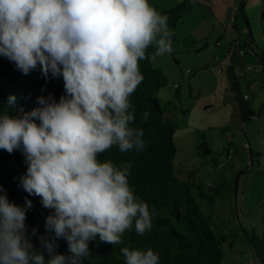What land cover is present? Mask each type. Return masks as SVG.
<instances>
[{
    "label": "clouds",
    "instance_id": "clouds-1",
    "mask_svg": "<svg viewBox=\"0 0 264 264\" xmlns=\"http://www.w3.org/2000/svg\"><path fill=\"white\" fill-rule=\"evenodd\" d=\"M167 20L148 0H0V56L25 75L39 68L46 81L62 78L65 93L38 96L27 113L0 114V150L21 151L20 187L50 210L44 227L52 234L38 237L46 261L33 244L37 227L26 224L31 201L16 205L0 186V264H83L97 239L117 245L133 228L140 236L152 229L155 208L128 182L132 162L99 157L146 148L130 97L149 47L152 59L173 50ZM15 101L9 95L7 104ZM59 239L68 254L56 252ZM120 252L125 264H160L151 248Z\"/></svg>",
    "mask_w": 264,
    "mask_h": 264
},
{
    "label": "rangeland",
    "instance_id": "rangeland-1",
    "mask_svg": "<svg viewBox=\"0 0 264 264\" xmlns=\"http://www.w3.org/2000/svg\"><path fill=\"white\" fill-rule=\"evenodd\" d=\"M181 1L148 0L157 12ZM234 1L194 0L176 25L168 27L172 52L151 62L166 78L155 96L174 124V170L186 178L196 169L192 193L201 212L227 235L222 262L259 264L249 236L264 230V111L260 107L264 79L257 58L259 52L264 56V0H238L243 12L236 11ZM234 18L239 30L236 38L245 50L244 65L256 69H245L246 78L238 77L241 92H247L248 85L252 92L254 113L243 121L228 80L231 41L224 37L215 48L210 30L212 25H225L233 39L230 20ZM249 33L252 49L246 44Z\"/></svg>",
    "mask_w": 264,
    "mask_h": 264
},
{
    "label": "trees",
    "instance_id": "trees-1",
    "mask_svg": "<svg viewBox=\"0 0 264 264\" xmlns=\"http://www.w3.org/2000/svg\"><path fill=\"white\" fill-rule=\"evenodd\" d=\"M193 3L194 0H182L159 13L168 17L167 25L172 28ZM244 18L246 19L245 16ZM252 42V35L249 33L246 44L251 49ZM153 52L154 48L149 47V59L140 61L143 81L130 97L135 107V126L144 130L145 150L122 154L113 147L99 157L102 161L111 160L117 166L122 161L132 162L128 182L133 187L134 194L147 203L150 211L155 208L152 229L140 236L133 228L124 233L123 242L117 245L101 243L97 239L94 244L89 245L90 254L83 264H125V258L120 252L122 247L140 250L151 248L159 254L160 264H225L222 262V243L227 235L217 223L201 212L192 193L196 169H191L186 178L179 177L174 170V124L164 114L155 96L156 91L166 83V78L159 68L152 65ZM257 58L264 78V56L259 52ZM235 68L231 64L227 66L228 80L238 104L239 117L244 120L254 112L250 107V97L243 98L244 92H241L238 82L240 72H236ZM48 94L59 101L65 94L62 78H52L49 75L46 81L39 68L25 75L16 69L13 62L0 56V114L7 112L16 116L30 112L38 106L37 97ZM9 95L15 96L14 105L7 104ZM260 107L264 111V101ZM145 111L151 113L146 122L141 119ZM203 144L206 145L205 142ZM25 172L26 165L21 151L9 154L0 150V186L8 199L16 205L23 206L25 198L31 201L32 207L26 213V224L29 229L37 227L38 233L32 238L33 244L38 251L44 253L47 261L48 254L44 252L38 237L52 235L44 227L50 210L41 205L38 197L29 196L20 187V177ZM249 239L259 264H264V230L261 234L252 232ZM56 244V252L68 254L66 240L59 239Z\"/></svg>",
    "mask_w": 264,
    "mask_h": 264
},
{
    "label": "crops",
    "instance_id": "crops-1",
    "mask_svg": "<svg viewBox=\"0 0 264 264\" xmlns=\"http://www.w3.org/2000/svg\"><path fill=\"white\" fill-rule=\"evenodd\" d=\"M234 2H235V9H236V11L238 9H240L243 12V6L240 3L241 1L238 2V0H235ZM225 7H226L225 10L227 11L228 16L231 15L232 14V7L229 4V2L228 3H225ZM160 11H162V10H160ZM230 21H231L230 22V25H231V27L235 31V34H234L235 36H234L233 39H231L232 37H230V32L228 31V27L227 26H225V25L222 24L223 26H221V27H218V26L215 27L214 25H212V27H211L210 30H211V33L213 32L214 35H215V39H216L215 48H217L219 45H221L222 42H223V39H225V38L227 39V41L228 40L229 41H232V40L237 41L239 47H241V45L239 44V42H238V40L236 38V34L239 31L238 30V27H237L236 19L234 18L233 20L231 19ZM248 37H249V35H248ZM248 37H247L246 41L248 40ZM204 45H207V42H204ZM242 49L244 50V48H242ZM244 52H245V50H244ZM228 57H229V64L233 65V67H238L239 70H240V75H242V76H244V78H246L245 77V73H244L245 72V68L244 67L246 66V65H244V53L242 55H239L237 53V51H233L231 55H228ZM233 60H234V62H233ZM246 83H247V81H246ZM251 99H252V93H251V96H250V100Z\"/></svg>",
    "mask_w": 264,
    "mask_h": 264
},
{
    "label": "built area",
    "instance_id": "built-area-1",
    "mask_svg": "<svg viewBox=\"0 0 264 264\" xmlns=\"http://www.w3.org/2000/svg\"><path fill=\"white\" fill-rule=\"evenodd\" d=\"M233 51H237L239 55H242L244 53V50L241 47H239L237 41L234 40H232L230 43V46L228 48V55H231ZM215 59L219 60L218 57H215ZM244 68L249 70H256L251 65H246ZM217 71H220V69H218ZM235 71L238 73L240 72L238 67L235 68ZM251 93H252L251 88L249 87V90L243 93V98H249L251 96Z\"/></svg>",
    "mask_w": 264,
    "mask_h": 264
},
{
    "label": "water",
    "instance_id": "water-1",
    "mask_svg": "<svg viewBox=\"0 0 264 264\" xmlns=\"http://www.w3.org/2000/svg\"><path fill=\"white\" fill-rule=\"evenodd\" d=\"M260 63V62H259ZM241 121H243L242 119H241Z\"/></svg>",
    "mask_w": 264,
    "mask_h": 264
}]
</instances>
